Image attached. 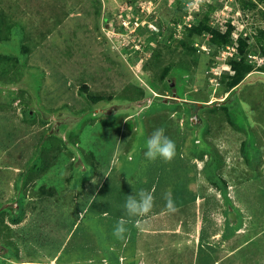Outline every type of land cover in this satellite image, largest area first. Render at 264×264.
<instances>
[{"label": "rangeland", "instance_id": "374dc122", "mask_svg": "<svg viewBox=\"0 0 264 264\" xmlns=\"http://www.w3.org/2000/svg\"><path fill=\"white\" fill-rule=\"evenodd\" d=\"M260 30L264 0H0V264H264Z\"/></svg>", "mask_w": 264, "mask_h": 264}, {"label": "clouds", "instance_id": "9594fccd", "mask_svg": "<svg viewBox=\"0 0 264 264\" xmlns=\"http://www.w3.org/2000/svg\"><path fill=\"white\" fill-rule=\"evenodd\" d=\"M176 154L175 142L170 139L163 128H157L146 141L145 157L150 161L161 158L170 162ZM166 208L174 211V205L170 193H165ZM155 199L152 191L141 189L137 193L128 195L124 204V210L128 217H142L150 213L154 207ZM128 221L121 217L114 228L113 235L123 238L127 231L125 225Z\"/></svg>", "mask_w": 264, "mask_h": 264}, {"label": "trees", "instance_id": "16d2710c", "mask_svg": "<svg viewBox=\"0 0 264 264\" xmlns=\"http://www.w3.org/2000/svg\"><path fill=\"white\" fill-rule=\"evenodd\" d=\"M14 23H16V22H14ZM12 26H14V25H12ZM260 32H261V34H262V36L264 37V30H260ZM1 58H3V57H0V59ZM10 59H9V57H4V61L5 62H7V61H9Z\"/></svg>", "mask_w": 264, "mask_h": 264}, {"label": "water", "instance_id": "95a60500", "mask_svg": "<svg viewBox=\"0 0 264 264\" xmlns=\"http://www.w3.org/2000/svg\"><path fill=\"white\" fill-rule=\"evenodd\" d=\"M231 217H233V216L231 215Z\"/></svg>", "mask_w": 264, "mask_h": 264}]
</instances>
